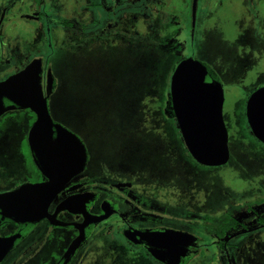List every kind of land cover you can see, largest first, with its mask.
<instances>
[{"label":"flooded vegetation","instance_id":"1","mask_svg":"<svg viewBox=\"0 0 264 264\" xmlns=\"http://www.w3.org/2000/svg\"><path fill=\"white\" fill-rule=\"evenodd\" d=\"M198 1L196 6L200 11L201 7L210 4L209 0ZM83 4L76 8L77 17L71 18L65 13L64 20L61 18L52 25H45L41 17L30 19L25 15V9L15 6L13 16L18 22L7 24L12 30L3 41L4 65L0 69V82L23 70L33 60L42 59V85L46 89L50 67L46 64L48 40L43 35L47 32H51L52 43L58 47L70 39L69 35L93 33L100 36L98 41L92 39L95 51L107 52L111 47L117 51L122 48L123 42H128L121 38V33L137 34V24L140 28L147 23L146 18H152L148 14L158 10L183 18L180 26L185 38L180 45H183L184 59L195 58L189 49L193 0H83ZM114 32L119 33V37L111 35ZM210 71L216 78L214 71ZM57 88L58 81L54 77L48 105ZM223 89L225 105L226 88ZM4 104L9 110L0 116V119L3 118L0 140L4 137L16 140L11 150L0 149V194L14 191L27 183L48 181L29 145L28 136L33 124L28 126L26 122L25 110L28 109H20L6 99ZM151 105L147 109L152 122L155 115L150 112ZM157 106L162 116L160 126L146 127L143 129L145 132L139 135L135 129L123 126L117 119L119 128L110 130V138L106 142L100 140L101 152L95 160L84 138L51 115L55 123L67 127L83 141L86 147L84 167L51 202L47 217L22 222L0 214V239H13L0 264H169L176 261L180 264H264V193L253 194L250 199L246 196L244 201L240 199L238 202L244 208H239V205L235 210L228 207L221 211L217 208L203 212L189 208L184 200L171 202L168 122L174 114L170 89L166 92L163 106ZM114 142L133 148L140 144L146 150L143 158L156 163L161 172L157 177L148 174L150 171L142 166L148 162L136 154H113ZM179 146L183 149L180 141ZM180 163L184 170V163ZM181 184L178 182V190ZM256 206L259 212L255 214V220H241L242 225H238V213L249 212ZM201 217L209 222L212 230L202 231ZM252 223L255 226L249 227ZM167 230L188 233L196 239L192 244L184 241L170 246L167 240L156 239ZM255 231H259V241L245 237ZM180 249L186 256L176 257ZM153 252L163 256L165 261L157 259Z\"/></svg>","mask_w":264,"mask_h":264},{"label":"rangeland","instance_id":"2","mask_svg":"<svg viewBox=\"0 0 264 264\" xmlns=\"http://www.w3.org/2000/svg\"><path fill=\"white\" fill-rule=\"evenodd\" d=\"M197 1L193 0L189 49L196 59L214 71L226 88L223 113L229 132L230 159L216 167L197 163L179 146L177 125L172 116L168 122L171 139L170 200L172 203L184 200L189 208L203 212L217 208L221 211L228 207L235 210L241 205L240 199L244 201L246 196L250 199L253 194L264 193V144L254 136L248 121H245L249 97L264 85V0H209L210 4L201 7V11L197 9ZM17 5L25 9V15L30 19L41 17L45 25H52L63 19L65 13L71 18L77 17V6L84 4L83 0H0V69L4 65L3 41L12 30L7 24L18 22L13 16ZM148 16L152 18H146V24L140 28L137 24V34L121 33V38L134 44L131 47L123 42L117 51L111 46V52L95 51L93 44L100 36L93 33L69 35L70 39L60 47L52 43L51 32L43 35L48 40L46 64L58 81V88L49 102L50 114L84 138L93 160L101 152L100 140L106 142L110 138V130L119 128L117 119L139 135L145 132L143 129L146 127L160 126L159 121H162L159 120L162 116L156 98L184 59L183 45L174 48L185 38L180 26L183 18L161 10ZM111 35L119 37V33ZM164 35L166 43L162 47L170 54L159 59V51L153 48V44L158 43L151 39H160ZM148 105L155 115L152 122ZM15 140L2 138L0 149L11 150ZM114 145L113 154H136L147 161L143 158L146 150L140 144L135 148L119 146L115 142ZM160 146L163 148L162 142ZM180 161L185 165L184 170ZM147 162L142 166L150 171L148 174L157 177L161 170L157 169L156 163ZM178 182L183 183L180 190ZM258 212V206L249 212L240 211L238 225H242L241 220H255ZM201 219L202 231L212 230L209 222L203 217ZM253 226L255 224H249V227ZM245 237L260 240L259 231Z\"/></svg>","mask_w":264,"mask_h":264},{"label":"water","instance_id":"3","mask_svg":"<svg viewBox=\"0 0 264 264\" xmlns=\"http://www.w3.org/2000/svg\"><path fill=\"white\" fill-rule=\"evenodd\" d=\"M42 72V59H35L20 72L0 82V116L9 110L4 99L36 114L28 140L38 167L48 178L46 182L27 183L0 194V214L15 221L34 222L47 217L51 202L83 169L86 161V147L80 137L55 123L50 114L48 100L54 77L49 69L44 90ZM170 97L172 113L193 159L208 167L226 164L230 149L223 114L224 89L209 68L193 57L182 60L171 78ZM247 118L254 136L264 144V87L251 95ZM158 238L167 240L170 246L184 241L192 244L196 239L191 234L175 230H167ZM12 242L13 239H0V261ZM180 250L176 257L186 256L184 250ZM153 253L157 259L165 261L163 256ZM168 263L180 264L179 261Z\"/></svg>","mask_w":264,"mask_h":264},{"label":"trees","instance_id":"4","mask_svg":"<svg viewBox=\"0 0 264 264\" xmlns=\"http://www.w3.org/2000/svg\"><path fill=\"white\" fill-rule=\"evenodd\" d=\"M157 33V32H156ZM159 33V32H158ZM154 35V34H153ZM166 36L164 35V36H162L160 39H151V41H153L154 43H158V45L156 44H153V48H155L156 50H158L159 51V53H160V56H159V59H164V58H166V56H168L170 53L169 52H167V51H165L166 49L164 48V47H162V45H164V43H166V40L164 39ZM127 43V45H129V46H133V42L132 43H128V42H126ZM132 44V45H131ZM139 45H140V43H139ZM152 46V45H151ZM126 47V46H125ZM178 47L180 48V44H178V45H176L174 48H177L178 49ZM158 59V60H159ZM158 62V61H157ZM174 70V69H173ZM165 79V78H164ZM166 81V80H165ZM170 84H171V78H169L168 79V82H165L164 83V85H163V89H162V92H161V94L159 93V99H158V101H159V103H158V105H160L161 107L163 106V103H164V99H165V95H166V92L170 89ZM26 111V122H27V124H28V126H31L34 122H35V120H36V114L35 113H33L31 110H25ZM174 121H176V125H177V130H176V132L178 133L177 135L179 136L178 138H179V141H180V143H181V145L183 146V149L190 155V153H189V151H188V149H187V147H186V145H185V143H184V140H183V137H182V135H181V132H180V129H179V126H178V123H177V120H176V118H174ZM245 121L247 122V119H245ZM169 122H170V119H169ZM241 122H243L244 123V120H243V118L241 119ZM248 123V122H247ZM2 128V127H1ZM191 156V155H190ZM192 157V156H191ZM193 158V157H192ZM197 162V161H196ZM198 163V162H197Z\"/></svg>","mask_w":264,"mask_h":264}]
</instances>
